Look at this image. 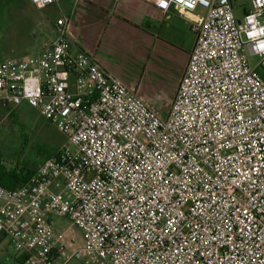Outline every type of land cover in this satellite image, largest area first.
<instances>
[{"label": "built area", "instance_id": "built-area-1", "mask_svg": "<svg viewBox=\"0 0 264 264\" xmlns=\"http://www.w3.org/2000/svg\"><path fill=\"white\" fill-rule=\"evenodd\" d=\"M139 1L205 11L165 119L72 52L64 14L40 55L0 63V105L38 110L67 140L23 185L0 187V235L23 264H264V77L249 62L264 68V0L242 19L233 0Z\"/></svg>", "mask_w": 264, "mask_h": 264}, {"label": "rangeland", "instance_id": "rangeland-1", "mask_svg": "<svg viewBox=\"0 0 264 264\" xmlns=\"http://www.w3.org/2000/svg\"><path fill=\"white\" fill-rule=\"evenodd\" d=\"M28 2V0H0V63L5 59L18 60L22 57L36 56L39 48L37 50L34 48L37 41L30 36V31L36 29L38 35L42 34V39L45 40L53 37L55 30L52 26L62 14L73 20L70 27L73 25L72 27L75 28L73 38L76 44L74 45L77 43L82 47L92 45L90 35L79 27L76 16L65 12L59 14L56 6L38 9ZM233 2L235 15L242 19L244 12L250 9L251 0H233ZM68 5L83 6L82 9L86 7L83 0H63L62 7L67 8ZM198 13L205 14V11L198 9ZM193 41V36L188 34V31H184L180 43L176 46L154 43L151 52V59L154 61L150 60L149 64L159 68V77L163 79L161 82L159 78L153 79L150 75L141 76L144 59L137 55L136 51L138 47L142 49L144 45L134 41L133 38L130 40L127 37L120 45L117 63L121 71L128 74L129 79L141 80L144 89L150 86L156 87L160 97H171L182 78ZM76 50L77 47L73 48L72 52L76 53ZM249 62L251 67L258 68L259 74L264 77V68L259 67L260 59L249 56ZM66 144L65 136L46 121L38 110L27 105L19 108L0 105V154L6 168L36 170ZM56 225L60 232L70 229L69 237L79 244L83 242L81 231L73 227L68 218H57ZM15 253L17 251L12 246L3 242L0 245V262H12L10 257Z\"/></svg>", "mask_w": 264, "mask_h": 264}, {"label": "crops", "instance_id": "crops-1", "mask_svg": "<svg viewBox=\"0 0 264 264\" xmlns=\"http://www.w3.org/2000/svg\"><path fill=\"white\" fill-rule=\"evenodd\" d=\"M29 1V0H28ZM86 7L82 9L81 6L68 5L67 8L62 7L61 0L59 5H55L59 14L67 13L77 17L80 28H83L90 35L92 39V45L83 47L77 43L73 38L74 29L70 27L72 19L69 23V39L72 44V49L77 47V52H83L93 58L101 68L112 73L117 78L121 79L129 88L137 90V95L141 98L151 110L158 114L161 118L168 117L172 104L177 94V89L180 82L171 97H160L156 92V87L143 88L142 81H133L129 79L128 74L121 71L118 62L120 45L128 37L130 40L139 44H143L144 47L137 48V55H140L144 59L142 62L143 67L140 71L141 76H151V78H159V81L163 80L160 76L159 68L152 67L149 64L151 59V52L154 48L155 42H160L167 46H176L180 43L183 32H187L193 36V46L189 51L186 59L185 68L181 77L185 72L189 56L196 43V35L192 31L193 21L196 19V15H204L198 13L180 14L175 8H171L168 12H163L154 7L150 2H143L139 0H83ZM30 3V1L28 2ZM200 9V8H199ZM54 29V24H53ZM30 36L37 41V45L34 48L37 51L36 56L40 55L43 50V45L46 41L54 39V36L48 39H42V34L38 35L36 29L30 31ZM145 48V50H144ZM141 51L144 53L142 54ZM132 55V53H130ZM31 57V56H29ZM28 57H22L25 59ZM7 60V59H5ZM4 61V60H3ZM127 72V71H126ZM128 73V72H127ZM182 79V78H181ZM181 81V80H180ZM158 89V88H157ZM160 90V89H159ZM22 104L19 107H22ZM2 106V105H1ZM28 106V105H27ZM6 107V106H4ZM16 107V108H19ZM69 230H65L69 234ZM9 244L10 242L4 236L0 235V245ZM82 243V242H81ZM11 246V245H10ZM12 262H0V264H23V256L19 252L13 254L10 257ZM59 263V262H58ZM70 264H81L80 262H71Z\"/></svg>", "mask_w": 264, "mask_h": 264}, {"label": "trees", "instance_id": "trees-1", "mask_svg": "<svg viewBox=\"0 0 264 264\" xmlns=\"http://www.w3.org/2000/svg\"><path fill=\"white\" fill-rule=\"evenodd\" d=\"M2 162L3 160L0 154V187L5 189H17L23 185L35 172V170L29 168L8 169L3 165Z\"/></svg>", "mask_w": 264, "mask_h": 264}]
</instances>
